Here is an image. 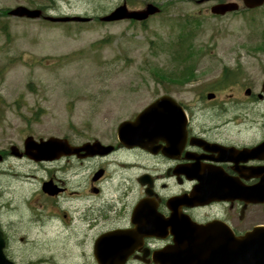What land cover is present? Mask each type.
<instances>
[{
  "label": "flooded vegetation",
  "instance_id": "af4514ba",
  "mask_svg": "<svg viewBox=\"0 0 264 264\" xmlns=\"http://www.w3.org/2000/svg\"><path fill=\"white\" fill-rule=\"evenodd\" d=\"M251 59L258 79L246 78ZM233 60L186 100L162 93L185 112L184 140L171 139L167 121L152 149L121 143L115 127L79 142L62 136L64 152L40 161L0 150V167L19 161L28 172L11 177L38 187L7 208L8 228L44 238L32 263L189 264L192 245L222 261L227 237L264 227V45ZM96 140L105 148H76ZM7 226L0 218L4 255L28 264L10 253Z\"/></svg>",
  "mask_w": 264,
  "mask_h": 264
},
{
  "label": "rangeland",
  "instance_id": "374dc122",
  "mask_svg": "<svg viewBox=\"0 0 264 264\" xmlns=\"http://www.w3.org/2000/svg\"><path fill=\"white\" fill-rule=\"evenodd\" d=\"M218 1L0 0V150L11 144L22 149L28 135L98 138L162 93L186 100L192 88L218 83L220 67L264 45V5L247 10L234 0L237 12L212 15L209 8ZM123 2L130 9L154 3L160 10L144 24L98 20ZM18 5L92 20L10 16ZM252 61L246 78L258 79L262 74ZM11 172L28 171L13 158L0 167V218L6 226L14 216L8 205L38 188L31 181L20 184ZM30 227L16 232L7 226L8 249L15 261L38 264L32 260L45 242Z\"/></svg>",
  "mask_w": 264,
  "mask_h": 264
},
{
  "label": "water",
  "instance_id": "95a60500",
  "mask_svg": "<svg viewBox=\"0 0 264 264\" xmlns=\"http://www.w3.org/2000/svg\"><path fill=\"white\" fill-rule=\"evenodd\" d=\"M202 1V0H199ZM245 7L253 8L264 4V0H240ZM238 8V3L234 1L218 2L210 6V12L213 14H225L226 12L235 11ZM159 7L154 3H147L142 9H128L123 2L114 7L110 12L100 17L102 21H117L123 19H133L143 21L149 16L156 14ZM8 14L13 16H26L36 18L40 16L39 9H29L25 6L18 5L8 11ZM51 21H86L89 18L86 16H46ZM172 118V119H166ZM171 122L174 128L171 139L174 141L177 138L184 140V126L186 116L183 108L170 96H161L143 110H141L133 120L122 121L118 128V138L121 142L128 144H136L147 147V144L156 139L157 125L161 122L167 124ZM165 137V136H164ZM167 139V137H165ZM64 139L51 136L46 140L40 138L35 140L31 135L27 136L23 142V151L19 152L17 146H10V153L21 156L26 155L34 160L45 158H53L58 154H62ZM100 145L98 141L93 143H85L81 147L93 148ZM56 150L59 153H55ZM1 160V155H0ZM0 231V264H15L3 253L4 240ZM189 264H264V227H256L246 232L245 234L236 237L235 239L226 238L225 252L222 253V261L220 257L216 261H207L206 251L198 253L195 245L190 246ZM201 254V259L197 262V255Z\"/></svg>",
  "mask_w": 264,
  "mask_h": 264
},
{
  "label": "trees",
  "instance_id": "16d2710c",
  "mask_svg": "<svg viewBox=\"0 0 264 264\" xmlns=\"http://www.w3.org/2000/svg\"><path fill=\"white\" fill-rule=\"evenodd\" d=\"M142 24H144V22H142Z\"/></svg>",
  "mask_w": 264,
  "mask_h": 264
}]
</instances>
